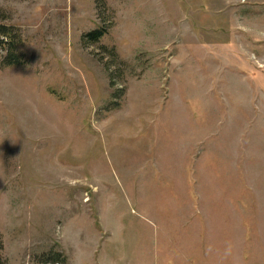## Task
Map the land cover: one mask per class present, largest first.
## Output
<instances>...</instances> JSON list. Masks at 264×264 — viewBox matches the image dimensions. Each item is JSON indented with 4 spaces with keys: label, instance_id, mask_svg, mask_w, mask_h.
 Instances as JSON below:
<instances>
[{
    "label": "rangeland",
    "instance_id": "obj_1",
    "mask_svg": "<svg viewBox=\"0 0 264 264\" xmlns=\"http://www.w3.org/2000/svg\"><path fill=\"white\" fill-rule=\"evenodd\" d=\"M0 24L1 264H264V0H0Z\"/></svg>",
    "mask_w": 264,
    "mask_h": 264
},
{
    "label": "trees",
    "instance_id": "obj_2",
    "mask_svg": "<svg viewBox=\"0 0 264 264\" xmlns=\"http://www.w3.org/2000/svg\"><path fill=\"white\" fill-rule=\"evenodd\" d=\"M105 36L103 29L89 33L85 39L92 43H98ZM22 44V38L11 26L0 24V56L6 52L3 57V65L7 67L23 66V56L19 52ZM1 264V263H0Z\"/></svg>",
    "mask_w": 264,
    "mask_h": 264
}]
</instances>
